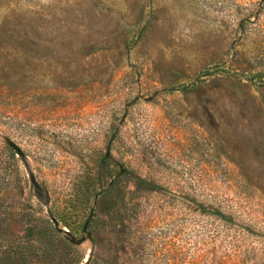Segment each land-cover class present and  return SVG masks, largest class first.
Segmentation results:
<instances>
[{"label":"rangeland","instance_id":"obj_1","mask_svg":"<svg viewBox=\"0 0 264 264\" xmlns=\"http://www.w3.org/2000/svg\"><path fill=\"white\" fill-rule=\"evenodd\" d=\"M0 264H264V0H0Z\"/></svg>","mask_w":264,"mask_h":264},{"label":"bare ground","instance_id":"obj_2","mask_svg":"<svg viewBox=\"0 0 264 264\" xmlns=\"http://www.w3.org/2000/svg\"><path fill=\"white\" fill-rule=\"evenodd\" d=\"M87 259V258H86Z\"/></svg>","mask_w":264,"mask_h":264},{"label":"trees","instance_id":"obj_3","mask_svg":"<svg viewBox=\"0 0 264 264\" xmlns=\"http://www.w3.org/2000/svg\"><path fill=\"white\" fill-rule=\"evenodd\" d=\"M242 208V207H241Z\"/></svg>","mask_w":264,"mask_h":264}]
</instances>
